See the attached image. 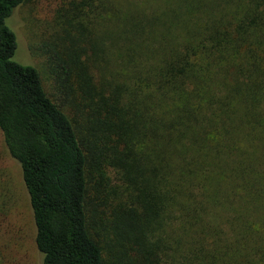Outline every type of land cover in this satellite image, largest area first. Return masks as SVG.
I'll list each match as a JSON object with an SVG mask.
<instances>
[{
  "label": "trees",
  "instance_id": "1",
  "mask_svg": "<svg viewBox=\"0 0 264 264\" xmlns=\"http://www.w3.org/2000/svg\"><path fill=\"white\" fill-rule=\"evenodd\" d=\"M25 2L0 134L42 264H264V0H60L50 93L13 62Z\"/></svg>",
  "mask_w": 264,
  "mask_h": 264
},
{
  "label": "rangeland",
  "instance_id": "2",
  "mask_svg": "<svg viewBox=\"0 0 264 264\" xmlns=\"http://www.w3.org/2000/svg\"><path fill=\"white\" fill-rule=\"evenodd\" d=\"M59 1L26 0L15 10L9 24L6 21L7 27L16 33L18 39L13 62L36 68L49 93L52 83L47 80L44 60L32 56L29 47L40 44V34L48 30L47 23ZM5 189L12 205L6 215H0V264H42V257L34 244L35 230L20 169L9 157L0 134V192Z\"/></svg>",
  "mask_w": 264,
  "mask_h": 264
}]
</instances>
